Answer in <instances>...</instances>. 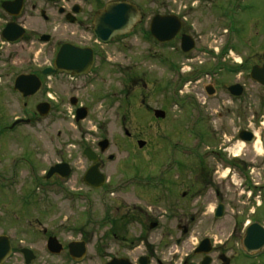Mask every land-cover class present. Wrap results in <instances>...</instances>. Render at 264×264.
Listing matches in <instances>:
<instances>
[{"label": "flooded vegetation", "instance_id": "af4514ba", "mask_svg": "<svg viewBox=\"0 0 264 264\" xmlns=\"http://www.w3.org/2000/svg\"><path fill=\"white\" fill-rule=\"evenodd\" d=\"M18 1L23 3L19 14L16 15L15 12L10 13L3 10L4 5L11 6ZM117 1L123 0H0V44L6 47L19 48L23 54L30 55L34 62V56L44 55L47 50L52 55V63L48 67L38 64L36 65L38 68L16 76L17 78L20 75H35L39 78L42 84L41 89L34 96L22 97L14 90L16 78L12 80V83L6 80L3 81L5 75L0 71V99L5 100L7 95L4 88H6L12 95L14 94L17 97L18 101L23 103L25 108V114L13 118L10 123L5 120L4 115L5 122L0 126V156L8 155L10 141L14 136L18 135L19 137L22 128L32 126L36 119H43L35 112L36 110L30 114L28 100L43 94L44 77L53 76L58 84L66 87L61 98L57 92V104H61L62 101L68 102L72 108L70 114H73L76 123L80 108L87 109L88 118L90 117L91 104H87L89 102H108V106L111 103L119 102V108H124V105L121 104L122 101V103L126 102L128 109H140L141 104H144V100L151 97L156 86L147 77L151 76V73L142 72V55L136 47L138 40L136 31L147 26L148 31H146V34L151 37L149 28L153 18L158 15L176 17L180 24L178 34L170 43L161 44L152 37L151 39L155 45L163 49L179 43L181 54L187 57L181 68L189 66L190 74L180 80V83H187L190 87L187 95L182 97L184 103L191 101V106H195L197 103L193 98L202 100L196 88L203 83L202 89L204 88L205 95L208 96V91H213L214 98L225 96L221 99L223 104L226 102L224 100L226 98L230 99L227 101L230 104L234 102L246 103L253 99V95L248 93L250 89L247 87V82H250L251 86L256 88L260 98L264 101V87L251 77L254 67L264 66V48L255 49L252 47V49L249 48V53L240 54L235 47L221 46L223 43V40L219 38L222 37L221 27L218 32L219 37L214 35L211 30L216 23L220 24L221 18H224L228 23L227 15L224 12H227L228 5L223 10L221 0L219 2L218 0H163L162 5L158 7V11L149 20H146L142 7L138 6L143 14L142 21L131 32L116 36L109 43L103 44L94 33L95 15L102 11L108 3ZM226 1L233 3L236 0ZM192 12L200 14L204 19V23L203 21L193 20L194 17L192 19L190 16ZM8 24H16L24 30L22 38L15 43L6 42L3 39V32ZM201 24H204L205 27L197 26ZM205 29H208L210 36H214L212 40L214 45L201 48L198 46V39L205 33ZM222 32L233 35V32H229L226 27ZM183 36L191 38L194 42L195 48L189 53L183 52L181 48ZM233 37L236 39L234 35ZM216 39H220V42ZM64 50L65 53L62 54ZM78 50L83 51L80 60L84 63V68L89 69L86 74L76 75L73 72L67 73L57 68L59 55L60 62L67 69L82 68V64H78V56L76 55ZM196 51L200 52L201 57H191V53ZM17 54H19V51H17ZM235 55H238L240 64H236ZM245 55L246 58H244ZM90 56L92 57L90 58ZM203 56H208L211 60V63L207 66H204ZM174 67L172 64V72ZM46 69H56L57 73H50L47 76L44 74ZM221 74L225 75L223 79L230 76L231 81H224L223 83ZM233 87H236L235 92L241 94L235 95L231 92L230 88ZM45 102L51 103L50 101L41 100L35 106L37 107ZM0 107L3 108V106ZM145 108L149 109V107ZM159 110L162 111L163 109ZM150 111L154 115L156 110L150 108ZM219 118L221 119V117ZM23 119L27 122H19ZM87 119L83 122H86ZM251 120L255 122L256 118L246 119L248 126L243 128L234 129L230 125L232 135L228 138L227 132L221 133L219 129H214L218 136L224 137L220 138V146L216 147L212 153H216L219 160L225 163H216L215 167L209 169L208 163H204L199 155V148L191 146L192 149L187 151L188 156L193 154L197 156L198 163H193V167L186 169L188 174L185 182L172 183V190L170 192L165 191L162 198H159V201H166L168 204L161 215L154 214V210L149 206L145 208L136 206L116 208L117 213L121 214H112L113 209L107 208L104 212L103 224L105 227L109 226L110 230L102 236L104 239L100 242L105 247L111 245L117 247L118 251L115 255L96 252L93 257L89 256V244L82 238L72 241L84 242L87 248L85 257L77 260L70 256L69 245L72 242L63 245L57 238V234L50 231L47 228L48 226L38 224L33 229L28 227L26 229L28 232L32 230L40 238L41 250L46 259L42 264H58L62 260V255L67 258L66 262L70 264H111L113 261H117L115 264H264V163L261 166L257 163L255 165L252 163H239V160L232 159L230 156L235 143L240 142V133L243 131L252 133L255 130L257 124L254 123V126H252ZM15 123L16 125H14ZM257 123L262 124L260 121ZM262 125L264 126V123ZM187 133L193 136L197 134L190 127H187ZM262 133V140L264 141V129ZM124 136V138H121L122 140L118 139L119 143L112 138L108 150L103 152L100 144L106 137L95 140L87 138L84 134L82 139L86 143L81 140L79 149L83 152V156L85 150L91 149L95 153L96 161L91 162L84 156L86 165L75 167L77 163H72L70 160H60L54 165L67 164L71 172L69 178H64L59 174L47 178L48 171L41 170L38 175L30 177L32 182L29 183L30 187L27 191L34 190L33 195L39 197L40 191L46 189L57 197V187L68 184L73 179V175L77 174L73 182H75L74 185H80L77 188L78 191H85L88 194L101 192L104 196L117 198L120 190L124 188V182L122 180L116 181L119 179L118 177L115 178L114 175L108 174L106 162L113 163L116 161L115 155L110 153L111 144L113 146L115 144L116 146L113 148L120 152L125 147V142L135 145L141 141L128 130H124ZM60 137H62L61 133L58 134V138ZM208 137L209 134L207 133L197 134V139L202 143H205ZM187 141L189 142V139ZM129 155L131 156V154ZM34 161L32 151L26 149L17 163H25L26 168H30L31 172L35 174L36 166L31 163ZM129 163L128 165L126 162L119 164L117 166L118 170L124 173L127 168L131 170L136 166L135 163ZM94 166H98L99 173L104 176L103 184L98 189L85 183V175ZM255 169L259 172L255 173ZM12 172L14 171L12 170ZM6 180H11V177L0 176L1 197L5 193L8 194V187L2 184ZM179 188L182 191H179ZM238 192L241 193L240 199L237 198ZM23 197H26L25 202L28 203L27 196L24 194ZM32 199L34 198L32 197ZM179 200L185 201L186 204L188 202L195 203L196 200L194 213H191L190 217L185 220H178L179 222L172 226L174 229L162 230L165 225L162 220L165 219L166 222L169 221L172 225L178 214L181 213L179 205H177ZM213 200L215 206L210 214L206 207ZM233 200H235L233 202L234 207L229 208ZM245 201L247 207H237L238 203L245 204ZM182 212H184V209H182ZM195 221L197 222L194 223ZM204 222L205 224H203ZM159 228H162L159 233L161 236L160 243H164L165 247H170L173 243L175 247L185 246L197 230H202L207 234L200 241H197L196 246L189 253L180 255L176 251L166 256L162 252H158L157 246H154L156 241L151 242L152 231ZM173 230L178 233L176 237H174ZM249 230H252V234L256 237L255 240H248ZM226 232V237L223 240H218ZM0 237H6L10 245V255L3 264H8L14 256H19L20 262L22 260L26 264V257L23 252L26 249L31 250L33 253L30 256L33 257L30 264L37 262L38 252L30 245H26L24 240L16 241L14 236H8L4 232L0 233ZM50 239L55 240V248H49ZM57 241L61 245L58 254ZM141 249L143 252L140 254Z\"/></svg>", "mask_w": 264, "mask_h": 264}, {"label": "rangeland", "instance_id": "374dc122", "mask_svg": "<svg viewBox=\"0 0 264 264\" xmlns=\"http://www.w3.org/2000/svg\"><path fill=\"white\" fill-rule=\"evenodd\" d=\"M128 1L141 6L146 20H149L158 11L163 0ZM227 5V12H224L227 15L228 23L224 18H221L220 24L216 23L211 28L214 35L219 37L218 32L221 27L222 37L219 38L223 40L224 46L235 47L243 55L249 53V48H264V0H236L233 3L221 0L223 10ZM207 7L210 8L209 5ZM190 16L192 19L194 17L193 20L204 23L200 14L192 12ZM197 26L205 27L204 24ZM224 27L229 32L232 31L236 39L230 33L222 32ZM146 31H148L147 26L136 31L138 34L136 47L142 55V72L151 73V76L147 77L156 87L151 97L144 100V104H141L140 109H128L126 102L122 103V101L121 104L124 105V108H119V102L111 103L109 106L108 102H89L87 104H91L90 117L86 122L76 123L73 114H70L72 110L70 104L66 101L57 104V92L61 98L66 87L58 84L53 76L44 77L43 94L28 100V110L32 114V111L36 110L35 105L41 100H46L51 102V113L46 118L36 119L32 126L22 128L19 137L15 133L17 136L13 135L8 148L9 156H0V176L11 177V180L2 183L9 190L8 194L5 193L2 197L0 194V233L4 232L8 236H14L16 241L24 240L26 245L33 247L39 256L35 264H42L46 259L41 250L40 238L32 230L28 232L26 230L28 227L33 229L38 224L48 226L50 231L57 234V238L63 245L83 238L89 244L88 255L91 257L96 252L115 255L118 251L117 247H113V245L105 247L100 242L104 239L102 236L110 230L109 226L105 227L103 224L104 212L107 208L113 209L112 214H121L117 213L116 208L134 206L145 208L149 206L154 210V214L161 215L168 204L166 201H159V198H162L165 191L170 192L172 190V183L185 182L188 174L186 169L193 167V163H198L197 156L194 154L188 156L187 151L197 146L199 155L204 163H208L209 169L215 167L216 163H225L219 160L216 153H212L216 147L220 146V138L222 137L214 132L215 128L219 129L221 133L227 132L228 138L232 135L230 125L234 129L247 127L246 119L254 117L256 121L251 120L252 126L256 123L255 130L263 137L264 101L250 82H247V87L250 89L248 93L253 95V99L246 103L234 102L230 104L227 103L230 99L226 98L227 100L224 99L226 102L223 104L221 99L225 96L209 98L203 94L204 83L196 88L198 93L203 94L204 99L198 101L195 106H191V101L184 103L182 97L179 96V90L183 85L180 80L185 77L180 68L187 57L181 54L179 43L163 49L155 45ZM208 32V29H205V33L198 39L199 47L205 48L208 45H214L212 44L214 36H210ZM216 40L220 42V39ZM191 54V57H201L200 52L197 51ZM235 57L238 59V55ZM246 57L245 55L244 58ZM34 59L35 62L32 61L30 55L23 54L19 48L6 47L0 44V71L5 75L2 80L12 83L17 75L38 68L36 65L41 64L48 67L52 63V55L48 50L44 55L34 56ZM202 59L204 66L211 63L208 56H203ZM172 64L177 67H174L173 72L171 71L173 70ZM224 76H221L222 79ZM231 79L230 76H227L222 82L231 81ZM4 90L7 96L5 100L0 99V106H3V108L0 107V126L5 122L4 115L5 120L10 123L13 118L25 114L23 103L18 101L17 97L6 88ZM145 107H149V109L147 110ZM150 108L153 110L163 109L166 112V117L162 120L156 119ZM258 121L262 124L259 125ZM187 127L194 129L197 134H209L207 141L205 143L199 142L197 134L196 136L188 135ZM124 130L135 134L138 139L145 141L146 145L140 149L137 143L130 145V143L125 142L122 151L117 152L113 148L116 145L111 144L110 153L115 155L116 161L113 163L106 162L108 174L114 175L115 178L118 177L119 179L116 181L122 180L124 182V188L120 190L117 198L104 196L101 192L88 194L85 191H78L77 188L80 185H74L75 182H73L77 174L73 175V179L68 184L57 187V197L46 189L40 191L39 197L33 195L34 190L27 191L30 187L29 183L32 182L30 177L38 175L41 170L48 171L60 160H70L72 163H77L75 167L85 166L83 152L79 149L84 134L87 138L95 140L106 137L111 142L113 138L115 142L119 143L118 139L125 137ZM59 133L62 135L60 138H58ZM83 143L86 141L83 140ZM239 143H235L234 147H237ZM26 149L32 151L35 161L31 163L36 166L35 174L31 172L30 168H26L25 163H17ZM240 152L242 159L238 161L239 163H252L254 165L257 163L259 166L264 163V151L259 153L253 145H246ZM124 162L127 165L129 162V164L135 163L136 166L131 170L127 168L124 173L123 171L120 172L117 166ZM256 172L259 170L255 169ZM179 191L182 189L179 188ZM24 194L29 200L28 203L25 202ZM240 194V192L237 193L238 199H240ZM234 201H231L229 208L234 207ZM194 202L196 203V200ZM195 203L188 202L186 204L185 201L179 200L177 205H179L181 213L178 214L172 225L164 219L162 220L165 223L164 228L152 231L151 242L156 241L154 246H157L159 253L162 252L168 256L177 251L180 255H185L196 246L197 241H200L207 234V232L197 230L185 246L175 247L173 243L170 247H165L164 243H160L161 236L159 233L167 228L168 230L173 228L172 226H175L179 222L178 220H185L190 217L189 215L194 213L196 209ZM214 204L213 200L206 207L210 214ZM237 205L240 208L247 207L246 201L245 204L238 203ZM173 231L174 237H176L178 233ZM226 235L227 232L218 240H223ZM142 252L141 249L139 253ZM66 261L67 258L62 255V260L58 264H70ZM8 264H24V262L22 260L20 262L19 256H14Z\"/></svg>", "mask_w": 264, "mask_h": 264}, {"label": "water", "instance_id": "95a60500", "mask_svg": "<svg viewBox=\"0 0 264 264\" xmlns=\"http://www.w3.org/2000/svg\"><path fill=\"white\" fill-rule=\"evenodd\" d=\"M22 1L14 2L11 6H5L4 10L10 13L19 14L22 10ZM143 19L141 11L138 7L130 2H111L109 3L104 10L98 12L95 15L94 21V33L96 37L102 43H108L113 37L117 35H123L129 33L138 23H140ZM180 29V24L176 17L173 16H156L153 18L150 26V32L154 39H156L159 43H169L171 42L175 36L178 34ZM24 30L17 26L16 24H8L3 32V38L10 42L15 43L23 36ZM182 50L185 53L191 52L194 48V42L191 38L187 36H183L182 38ZM65 49V48H63ZM65 53V50L62 54ZM61 54V55H62ZM83 51L78 50L76 55L78 56V64H82V68L79 69H67L65 65H63L59 58L57 59V68L59 70L65 71L67 73L73 72L76 75H82L88 72L89 69L84 68V63L80 60L82 57ZM92 56H90L91 58ZM49 73H57L56 69L45 70L44 74ZM251 77L254 81L264 86V66L259 67L256 66L252 70ZM41 81L35 75H20L16 78L14 84V90L19 92L22 97H28L35 95L41 89ZM236 87L230 88V91L235 95H240V92H235ZM208 94L212 96L214 94L213 91H208ZM51 110V106L48 103H42L37 106V112L40 116L46 117L49 115ZM88 116L87 109L80 108L78 110L77 122H80L86 119ZM156 118H164L165 113L161 111L155 112ZM239 138L247 143L253 142V136L248 132H241ZM139 147L143 148L145 146V142L140 141ZM102 150L105 151L108 148V141L105 140L101 143ZM85 156L88 157L89 160L95 161V157L90 149L85 151ZM54 174H59L64 178H68L71 174L69 166L67 164H58L52 167L48 174L47 178L53 176ZM104 176L101 175L98 171V166H94L91 168L87 174L85 175V183L95 188H100L103 184ZM153 228V227H151ZM248 240H255L256 237L252 234V230L248 232ZM6 237H0V264H2L10 255V245L7 242ZM54 239H50L49 248H55ZM61 250V245L57 241V254ZM69 251L71 257L81 260L86 255V246L84 242H73L69 245ZM26 257V264H30L33 260V253L30 250L23 251ZM78 257V258H77ZM117 261L111 262V264H115Z\"/></svg>", "mask_w": 264, "mask_h": 264}, {"label": "bare ground", "instance_id": "6f19581e", "mask_svg": "<svg viewBox=\"0 0 264 264\" xmlns=\"http://www.w3.org/2000/svg\"><path fill=\"white\" fill-rule=\"evenodd\" d=\"M255 148L257 149V151L259 153H263V147L260 145L259 141H256V143L254 144ZM245 147V144L244 143H240L234 150V152L239 155L241 149Z\"/></svg>", "mask_w": 264, "mask_h": 264}]
</instances>
